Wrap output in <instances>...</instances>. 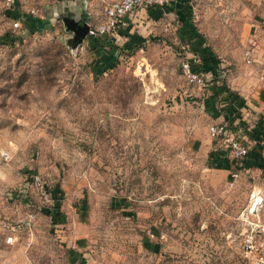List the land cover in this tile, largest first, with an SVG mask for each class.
I'll return each instance as SVG.
<instances>
[{"label":"rangeland","instance_id":"374dc122","mask_svg":"<svg viewBox=\"0 0 264 264\" xmlns=\"http://www.w3.org/2000/svg\"><path fill=\"white\" fill-rule=\"evenodd\" d=\"M113 1L20 0L31 29L0 0V264H246L264 165L232 161L209 128L264 101V0L140 8L99 37L115 47L76 42L64 19L95 26Z\"/></svg>","mask_w":264,"mask_h":264},{"label":"built area","instance_id":"2783aa9c","mask_svg":"<svg viewBox=\"0 0 264 264\" xmlns=\"http://www.w3.org/2000/svg\"><path fill=\"white\" fill-rule=\"evenodd\" d=\"M178 0H115L109 3L105 9L104 19L95 26H90L89 36H114L118 30L127 24V17L131 16L140 8H156L166 9L173 6ZM8 9H15L20 5V0H6ZM32 13L35 14L34 11ZM33 15V14H32ZM192 17L198 16L192 11ZM34 16V15H33ZM21 26V20L14 21V27ZM169 30V26L165 28ZM246 57L248 62L253 61V55L250 50H247ZM182 75L191 83L204 85L202 73L190 60H185L181 64ZM261 82V91L264 94V72L259 76ZM264 115V114H263ZM209 133L214 140H218L221 148L225 154L231 156L234 161L244 159L250 152L249 142L244 139H239V134L231 129L230 125L226 122L216 123L210 126ZM237 176V173L233 174ZM32 183L39 191L40 195L46 201H50L51 193L46 188L45 182L39 174L32 175ZM261 191H253L251 194V212L259 210L263 203ZM256 209V210H255ZM258 212V211H257ZM256 215V214H255ZM251 231L248 232L242 241V256L246 264H264V223H253ZM2 226L10 233L6 237V242L13 244L16 241L17 228L8 222H2Z\"/></svg>","mask_w":264,"mask_h":264},{"label":"crops","instance_id":"0c3cea01","mask_svg":"<svg viewBox=\"0 0 264 264\" xmlns=\"http://www.w3.org/2000/svg\"><path fill=\"white\" fill-rule=\"evenodd\" d=\"M71 2H73V1H71ZM179 3H180V1L178 0L173 6H170L169 8H166L164 10L159 9V8L158 9L152 8V9L160 10L161 12L167 13L168 11H172L173 8L178 9ZM66 8L68 9L70 7L66 6ZM128 19L129 18H127V20H126L127 22H129ZM119 30H118V32H119ZM253 60H255L254 57H253ZM260 61H262V60H260ZM258 69L260 70V73L264 72V60L261 62L260 65H258ZM247 97L248 96H246V98ZM253 97L254 98L251 101H248V103H247L248 109H247V111L246 110L244 111L243 117L241 119L237 118L234 122H232V124L230 123V125L233 126V130L236 133H238L239 135H241L244 139H246L249 142V145L251 147V152H252L253 156H251V158H248L244 162L239 161L241 166H243V165L251 166L255 163H257V165H259V164L264 165V141L262 143H257L255 140L250 139V137L246 134L247 131L254 129V127L258 123L259 119L264 114V109L261 110V108L264 107V101H261V100L259 101L256 98V96H253ZM220 149L223 151L222 148H220ZM219 152H221V151H219ZM232 161H234V160H232ZM234 162H238V161H234ZM252 169L254 170L255 168H252ZM260 171H262V170H260ZM261 186H262V189L264 190V185H261ZM261 212H262V217L264 220V208H263V210L261 209ZM261 212H260V210L258 211L259 217H260Z\"/></svg>","mask_w":264,"mask_h":264},{"label":"trees","instance_id":"16d2710c","mask_svg":"<svg viewBox=\"0 0 264 264\" xmlns=\"http://www.w3.org/2000/svg\"><path fill=\"white\" fill-rule=\"evenodd\" d=\"M189 11H191L190 8H189ZM191 14H192V11L190 12V15ZM9 15L14 20H21L27 27L31 29L34 28L37 22L39 21L38 18L34 17L32 14L22 13L21 10L19 9V5L15 9H10ZM101 37L105 38L107 36H101ZM88 38H89L88 41L91 43H95L97 45H105V46L107 45V46L115 47L114 44H111L110 42L106 44V42L101 41V38L99 37L89 36ZM120 49H123V48H120ZM246 134L250 137V139L255 140L257 143H262L264 141V115L261 116V118L259 119L254 129L247 131ZM251 156L253 155L250 149L249 154L244 159L240 160V162L241 161L244 162L248 158H251Z\"/></svg>","mask_w":264,"mask_h":264},{"label":"water","instance_id":"95a60500","mask_svg":"<svg viewBox=\"0 0 264 264\" xmlns=\"http://www.w3.org/2000/svg\"><path fill=\"white\" fill-rule=\"evenodd\" d=\"M67 29L75 32V41L81 42L89 36L90 26L87 24H80V21L76 17H66L64 19Z\"/></svg>","mask_w":264,"mask_h":264},{"label":"bare ground","instance_id":"6f19581e","mask_svg":"<svg viewBox=\"0 0 264 264\" xmlns=\"http://www.w3.org/2000/svg\"><path fill=\"white\" fill-rule=\"evenodd\" d=\"M256 210V209H255Z\"/></svg>","mask_w":264,"mask_h":264}]
</instances>
